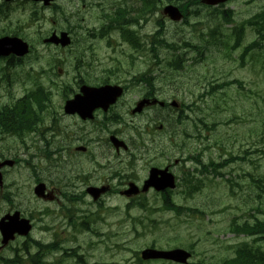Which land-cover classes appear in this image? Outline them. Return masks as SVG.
Wrapping results in <instances>:
<instances>
[{"label":"rangeland","instance_id":"obj_1","mask_svg":"<svg viewBox=\"0 0 264 264\" xmlns=\"http://www.w3.org/2000/svg\"><path fill=\"white\" fill-rule=\"evenodd\" d=\"M62 2L66 8L80 10L81 3L77 0ZM119 2L120 0H85L86 9L80 10L85 18L82 25L91 29L100 27L101 9L113 8ZM129 3L134 4V0H129ZM231 6L237 11L233 23L240 24L259 13L264 7V1L236 0L227 7ZM34 12L31 5L17 7L11 11L9 19L0 22V29L20 28L35 42L34 54L23 65L14 69L12 87L3 86L0 82V106L13 103L33 87L34 81H29V72H26L31 66L36 70L43 69L38 81L52 90V101L56 109L61 105V93L58 95L56 90L61 91L65 84L86 74L74 71V59L81 55L79 50H75V46L55 49L40 43L41 34L47 35L51 25L42 20L31 22ZM44 14L45 17L52 16L49 11ZM229 26V22L224 21L215 11L203 8L200 14L189 17L187 23H175L158 11L149 13L146 20L141 22L139 34L142 49L136 50L123 41L119 31H114L110 39L93 40L91 47V55L97 60L92 67L97 72L111 69V80L128 79L132 85L128 101L119 107V114L131 125L129 129L138 128L141 132L147 128L150 130L149 134L143 135L144 146L139 145V150H135L139 178L147 174L149 166L146 163L165 166L166 163H174L180 156L189 155H199L205 163L240 157L225 168L223 179H207L203 189L193 196H188L181 187L173 193V200L178 205L200 209L204 214L192 215L185 208L181 215L165 210L161 197L155 193H150L145 198L157 210L150 207L142 209L134 204L128 208L135 200L129 201L123 197L119 199V194L104 195L103 204L93 202L88 196L82 198L85 189L82 180L78 181L77 174L86 173L92 168L89 160L73 155L76 159L68 163L51 164V179L45 180L53 189H56L55 185L61 186L63 181H69L67 192L73 198L64 196L55 202L38 200L33 193L35 178L29 175L28 170L18 169L7 175L5 180L4 192L11 194L12 201L9 203L0 191V217L16 209L28 210L27 215L35 210L41 214L47 209L46 215H36L38 224L32 238L46 244L58 241L61 247L77 250L73 254L84 255L89 264H138L135 252L152 244H156L158 248L193 247L195 255L192 262L217 264L234 256V248L241 242H252V237L236 236L230 228L234 221L254 222L259 218L264 219V55L253 50L242 59L243 47L232 49L234 38ZM161 28L163 34L159 35ZM255 39L256 33L247 26L242 44L249 45ZM163 40L169 45L180 47L176 49V54H184L187 59L183 67L168 65L173 61V50L165 46ZM148 41L152 42V47L146 46ZM188 45L202 46L204 50L195 52ZM156 54L161 61L155 58ZM50 63H58L54 69L59 73L58 76L51 73ZM60 68L63 69L62 73L59 72ZM87 72L93 76L100 75ZM144 74L149 77L158 76L156 97L165 101L177 99L182 108L194 106L197 110L191 108L182 113L183 116H188L183 124L179 120L178 124L170 115L157 110L158 107L147 110L141 116L132 115L131 109L138 96H143L138 85L142 91L145 90L142 83L146 82L140 81ZM51 77L54 78V83L50 81ZM235 79L241 81L242 85L235 83L223 89L217 88L219 84ZM211 89L214 91L213 95L219 92L214 99L208 93ZM203 92L207 93L205 102L200 98ZM198 121L205 122L203 124L207 126L202 128L199 141L189 139L190 133H195V123ZM214 121H218L217 127ZM161 123L167 129L155 131L154 128ZM45 124H51V120L46 118ZM173 135L184 147L183 153L182 149L170 142ZM125 136L136 137V134L127 130ZM18 141L11 137L4 139L3 142L8 145L1 144L0 151L20 147ZM30 141L32 140L29 139ZM73 148L74 145H67L68 151ZM68 151L61 152L66 161L70 155ZM108 152L114 153V150L108 148ZM5 153L11 154L12 158V151L6 149ZM94 153H102L97 144L91 146L90 154ZM62 158L54 159L61 162ZM187 169H193L190 161L179 164L174 171L182 174ZM134 174L135 172L122 168L120 177L114 176V184L118 187L120 179ZM260 178L262 182H259ZM77 194L81 199L75 198ZM85 220L90 221L92 231L82 230ZM26 241L23 238L16 240L0 251V256L15 257L16 248H22ZM31 252L35 253L37 249L32 248ZM19 253L26 256L25 252ZM62 253L59 251L49 254L46 259L49 263L55 262ZM75 261L71 257L66 259L65 264H76Z\"/></svg>","mask_w":264,"mask_h":264},{"label":"water","instance_id":"obj_2","mask_svg":"<svg viewBox=\"0 0 264 264\" xmlns=\"http://www.w3.org/2000/svg\"><path fill=\"white\" fill-rule=\"evenodd\" d=\"M222 0H205L207 3H218ZM171 16L175 19L180 18V14L176 9H171L169 11ZM66 34L63 35L62 39L58 38H51L49 41H55V42H62L63 45H66L70 42L69 38L65 37ZM28 44L24 42L20 38H3L0 39V55H8L11 52H14L18 55H24L28 52ZM110 86L102 87V88H90V87H83L82 88V94L77 95L76 98L72 101H70L67 105V108L77 109L79 111H90L94 106L93 100H97V104H103L106 102L107 98L106 95L108 94V90H110ZM115 144L118 145V141L114 140ZM1 166V165H0ZM161 175V177H159ZM0 184H1V174H0ZM150 185L156 186L159 190L165 189L167 187H174V176L171 173H168L167 170L161 171V170H152L151 179L149 180ZM41 187V186H40ZM39 187V188H40ZM43 191V188L41 189ZM95 196L97 197L98 194L103 190H96ZM92 191V192H93ZM136 191V188H134L131 191H128L127 194H130L131 192ZM15 216H18L16 214ZM4 233V241L8 242L10 238H13V235L5 231L3 229ZM26 232V231H24ZM142 256L144 259H151V258H163V259H170L181 263H187L188 258L190 257V253H188L184 249H174V250H157L154 248H148L145 249L142 252Z\"/></svg>","mask_w":264,"mask_h":264},{"label":"trees","instance_id":"obj_3","mask_svg":"<svg viewBox=\"0 0 264 264\" xmlns=\"http://www.w3.org/2000/svg\"><path fill=\"white\" fill-rule=\"evenodd\" d=\"M258 17H260V15H258ZM181 61H183V59H181ZM229 83L230 82H227L225 84H229ZM34 90L43 91L44 87L41 84H37ZM211 94L213 95L214 93H211ZM36 95L37 96H35V99L37 101H41L42 100L41 95L40 94H36ZM24 99L27 100V98H24ZM19 106H22L23 109H20L17 112V115L12 116L14 109L12 110L11 113H8V114H5L4 112L3 113L0 112V120L2 122H7L4 124L3 127H5V129L8 132L13 131L17 133L19 137H21L24 130L31 128L32 126L34 127L35 121H33L32 118H29V120L26 119V116H29L30 114V112H28L26 108L32 106V103L30 101L28 103H19ZM2 125H0V127ZM217 168H218L217 166H214V169H217ZM217 173H219V170ZM194 186H195V190L199 188V184H196V185L194 184ZM250 230L254 232H256L257 230L259 234L263 235L264 234V220L257 222L255 227H253ZM236 232H238V230ZM263 255H264L263 253H260V250L243 249L240 252H237V255L234 258L225 260L223 264H261Z\"/></svg>","mask_w":264,"mask_h":264},{"label":"flooded vegetation","instance_id":"obj_4","mask_svg":"<svg viewBox=\"0 0 264 264\" xmlns=\"http://www.w3.org/2000/svg\"><path fill=\"white\" fill-rule=\"evenodd\" d=\"M15 1H18V0H15ZM21 1H26V0H19L18 2H21ZM55 31H57L56 29H54ZM77 92H74L72 93L73 96L76 94ZM61 117L63 119H67V120H70V121H73L74 124H78L80 122H86L88 121L87 119H82L78 114H65V113H60ZM105 118H108V115H104ZM124 134V133H122ZM71 137H80L75 135V134H70V136H68L67 138H71ZM2 155V154H1ZM110 166V165H109ZM112 166V165H111ZM103 185H111V183H109V179L101 182L100 184H97L96 182H94L93 184L89 185L87 188H89L90 186H103ZM111 188H109L110 190ZM8 213V212H7ZM6 214V213H5ZM34 226V224H33ZM82 230H85V231H92L93 229L90 227V226H85V227H82Z\"/></svg>","mask_w":264,"mask_h":264},{"label":"bare ground","instance_id":"obj_5","mask_svg":"<svg viewBox=\"0 0 264 264\" xmlns=\"http://www.w3.org/2000/svg\"><path fill=\"white\" fill-rule=\"evenodd\" d=\"M3 14V13H2ZM2 14H0V15H2ZM179 124V123H178Z\"/></svg>","mask_w":264,"mask_h":264}]
</instances>
